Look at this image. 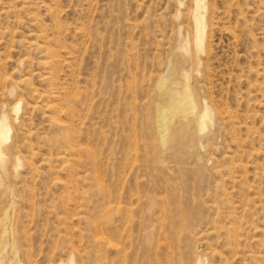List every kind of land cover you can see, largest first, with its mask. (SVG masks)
I'll use <instances>...</instances> for the list:
<instances>
[{"label":"rangeland","instance_id":"374dc122","mask_svg":"<svg viewBox=\"0 0 264 264\" xmlns=\"http://www.w3.org/2000/svg\"><path fill=\"white\" fill-rule=\"evenodd\" d=\"M201 4L0 0V264H264V0ZM174 67L213 121L165 145Z\"/></svg>","mask_w":264,"mask_h":264},{"label":"bare ground","instance_id":"6f19581e","mask_svg":"<svg viewBox=\"0 0 264 264\" xmlns=\"http://www.w3.org/2000/svg\"><path fill=\"white\" fill-rule=\"evenodd\" d=\"M202 1L203 0H197L196 10L193 14L197 40L199 42L201 41L200 32L204 31L203 24L205 20L203 15V9H205V7L201 4ZM174 100L176 101L175 104L173 103ZM159 101L162 107L158 110V126L156 127L159 129L162 138L161 141H163L165 145L173 142L174 136L172 135L173 133L171 134L173 123L180 125V134L184 137L189 134L205 132L208 128V123L213 121L212 114L208 107L200 114L197 113V96L190 85V78L185 73L181 72L179 67H174L166 84H162L159 91ZM15 112H19V110L16 109ZM182 114L187 117L186 121H182ZM10 125L11 123L9 124L7 117H3L0 124V137L4 143L11 140L12 127ZM0 163V168L5 170L7 160L4 159ZM204 260L201 258L197 259L196 264H206Z\"/></svg>","mask_w":264,"mask_h":264}]
</instances>
